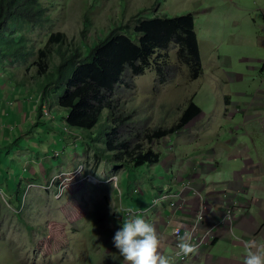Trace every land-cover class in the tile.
<instances>
[{"label": "rangeland", "instance_id": "rangeland-1", "mask_svg": "<svg viewBox=\"0 0 264 264\" xmlns=\"http://www.w3.org/2000/svg\"><path fill=\"white\" fill-rule=\"evenodd\" d=\"M253 2L254 0L48 1L50 26L55 32L66 33L71 43L84 52L86 48L104 39L115 27H134L140 17H153L156 14L169 17L193 15L203 65L202 77L193 80L186 67L175 65L177 48L171 45L165 53H168L172 64L178 68L172 73L170 80L161 83L154 66L141 76L126 78L116 91L114 113L126 118V122L119 126V137L137 142L142 140L146 129L153 131L174 125L191 99L201 112L177 134L154 143V150L162 155L161 166L157 164L133 168L123 161L116 163L113 162L112 155L108 158L103 152L98 156L95 149L90 148L92 145L83 142L79 148L83 161H76L73 168L53 177L50 181L55 180L56 184L50 189L43 188L48 187L49 182L39 186L27 181L23 184L26 186H23V194L11 199L13 195L8 196L0 186V264H115L117 250L112 239L129 212L122 209V205L139 201L137 198L141 195L145 199L150 198L151 190L155 191L154 188L168 183L164 167L169 155L175 159L187 155V159L188 154H202L203 142L211 145L212 140H217V135L224 131L220 127L223 126V109L228 100L233 101L242 91L256 89L251 86L258 85L255 80L257 74L247 75L244 81L237 79L239 69L249 64L253 66L256 58L264 56V49L255 44L257 36L252 34L253 28L242 23L244 16L249 13L259 21V15L252 8L245 14L243 12V7H252ZM259 35L263 37L262 32ZM46 40L47 37L44 42ZM219 73L224 76L226 83L218 82L215 75ZM233 78L235 81H232ZM49 79L38 78L34 69L26 71L17 63L14 66L0 65V91L11 90L15 85L25 94L24 97L34 101L38 114L39 106H45L42 108L44 112L41 111L43 116L51 111L50 106L49 111L48 106L42 102ZM43 85L45 86L42 88ZM51 107L56 114L66 116V112L57 106ZM1 109L2 105L0 113ZM14 112V109H8L6 113L9 118H0V154L3 155L0 160V181L10 182L12 185L15 179L20 181L33 178L25 166L40 160L39 157L44 158L43 154H47L50 163L54 162L57 167L67 156L62 152L67 148L66 139L69 136L77 138L70 134L69 129L70 132L65 131L67 135L64 138L60 133L56 135L59 144L50 145L45 139L54 135H48L50 130L47 127H43L47 134L41 135L37 122L30 125L26 122L21 127L18 125L13 128L14 121L10 117ZM205 116L207 118L204 119ZM98 128L99 126L92 132L96 133L95 136ZM35 131V137L29 141L27 138L32 137L31 134ZM62 131L64 132V123ZM73 132L78 135L80 133L76 130ZM194 138L196 144H193ZM38 141L43 142L42 145ZM16 144L22 145L23 150H29L30 153L24 164L17 163V167L13 169L9 167L8 163L12 162L8 159L9 152H14ZM77 145L79 146L78 143ZM85 148L87 152L83 153ZM55 156L60 158L54 159ZM44 163L48 165L46 161ZM81 167L82 174L71 176ZM62 173L67 175L62 176ZM88 177L97 182L94 183ZM32 184L37 187L31 188Z\"/></svg>", "mask_w": 264, "mask_h": 264}, {"label": "trees", "instance_id": "trees-1", "mask_svg": "<svg viewBox=\"0 0 264 264\" xmlns=\"http://www.w3.org/2000/svg\"><path fill=\"white\" fill-rule=\"evenodd\" d=\"M48 1L0 0V65L17 63L26 71L34 69L38 78H50L42 102L65 111L69 129L79 131L98 156L104 152L113 162L133 168L159 164L162 155L154 143L183 130L201 110L191 99L170 128L146 129L142 140L133 142L119 137L126 118L114 113L115 95L126 78L141 76L152 66L161 83L181 66L199 79L203 65L194 16L140 17L134 27H115L84 52L50 26ZM171 45L177 48V68L165 53Z\"/></svg>", "mask_w": 264, "mask_h": 264}, {"label": "crops", "instance_id": "crops-1", "mask_svg": "<svg viewBox=\"0 0 264 264\" xmlns=\"http://www.w3.org/2000/svg\"><path fill=\"white\" fill-rule=\"evenodd\" d=\"M253 3L252 7L245 5L243 12L245 14L252 8L259 15V21L249 13L244 16L242 23L253 28L251 32L257 36L255 44L264 49V0H254ZM259 32L263 33V37L259 35ZM240 43L243 44V42ZM259 57L255 59L253 66L249 64L238 70L237 79L239 81H244L247 75L257 74L255 80H257L258 85L251 86V88H256L254 91H242L233 101L228 100L223 109L224 118L221 122L223 126L220 127L224 131L217 135V140H212V144L209 146L208 142H203L204 152L194 156L188 154L187 159V155L179 156L177 159L169 155L164 167V171L168 175V183L162 187L159 186L157 189L154 188L155 191L151 190L150 198L145 199L144 195H141L137 198L139 201L122 205V209L125 211L135 213L141 211L142 218L155 225L158 234L162 238L160 251L164 255L172 257L174 264L182 263L175 256L170 227L187 228L193 220L192 211L198 202V199L191 196L190 191L183 187L187 181H192L193 187L203 192L206 200L212 205L210 220L202 226V230L206 229L211 221L222 217L226 201L236 202L237 219L232 230L221 227L217 231L216 240L207 249L183 264H242L243 257L246 255L242 241L253 238L258 241L264 240V56ZM218 71H220L219 68ZM215 76L219 78H216L218 82L226 83L221 73ZM232 81H235V78ZM24 95L15 85L11 87V90L0 91V105H2L0 118L4 120L6 117L9 118L6 111L14 109L15 112L10 117V120L14 121L13 128L18 125L21 127L22 123L25 125L26 122H29L30 125L37 122L36 126L42 131L41 135L45 136L47 134V131L44 130L46 127L50 130L48 135H54L50 139H45V142L50 145L59 144L56 135L60 133L62 138L67 135L65 131H62L63 123L64 129H69L66 124L67 113L64 117V115L56 114L53 108L50 107L51 114L49 117H45L41 113L42 108L45 106L41 109L39 106L40 114H38L34 101H30ZM35 101L37 102V99ZM44 104L48 107L51 106L46 101ZM226 110H228V113ZM10 122H8L9 125ZM73 131L70 134L77 138L69 136V139H66L67 148L62 152L63 155L67 156L58 163V166L60 164L59 167H56L54 162L50 163L47 154H43L44 158L39 157L41 161L36 160L31 165L25 166L31 172L33 178L20 181L15 179L13 185L10 182L0 181L2 190L6 191L8 196L13 195L11 199L19 198L25 189L23 188L24 182L31 181L39 186L49 182L51 186L52 181L50 180L53 177L73 168L76 161L82 162L83 157L79 153V148L84 141L78 133L76 134ZM25 133H23V136ZM36 133L37 131L32 132V137L27 139L30 141ZM42 143L39 142L40 145ZM194 143L196 144V140L193 141ZM84 144L86 143L84 142ZM191 144L189 143V145ZM17 145H14L16 146L13 148L14 152H9L10 159L8 160H11L12 163L8 164L13 169L17 167V163L23 162L24 164L26 156L30 153L29 150H23L22 145ZM206 147H208L207 150H205ZM195 150L196 148L193 149V151ZM85 152H87V148L84 149L83 153ZM38 155L40 156V154ZM2 157L3 155L0 154V160ZM59 158L55 156L54 159ZM45 161L48 165L44 163ZM161 164L162 160L159 165L161 166ZM0 172L2 171L0 170ZM165 191L183 193V196L187 197V207L190 210L177 215L173 221H170L168 220L171 217L168 203H159L157 207L152 208L155 197ZM225 195L226 198H224ZM116 257L115 264H121L122 258L119 256L118 251H116Z\"/></svg>", "mask_w": 264, "mask_h": 264}, {"label": "clouds", "instance_id": "clouds-1", "mask_svg": "<svg viewBox=\"0 0 264 264\" xmlns=\"http://www.w3.org/2000/svg\"><path fill=\"white\" fill-rule=\"evenodd\" d=\"M112 243L122 258L121 264H174L172 257L160 251L162 238L155 225L142 218L140 213L128 212L114 233ZM242 244L246 253L242 264H264V240L253 238L242 241ZM176 247L177 257H188L198 250L187 231L179 238Z\"/></svg>", "mask_w": 264, "mask_h": 264}, {"label": "built area", "instance_id": "built-area-1", "mask_svg": "<svg viewBox=\"0 0 264 264\" xmlns=\"http://www.w3.org/2000/svg\"><path fill=\"white\" fill-rule=\"evenodd\" d=\"M49 111H50V108H49ZM50 114H51V111L49 112V114L46 113L44 115L46 117H49ZM64 131L70 132L68 128H65ZM77 171H74V175H71V176H76V177L79 176L80 173L82 174L83 168L81 167ZM66 175H67L66 173H62V176H66ZM88 178H90L91 180V177H88ZM54 184H56L55 180L52 181L51 186H53ZM51 186L49 185L48 187H43V188L45 190H48L51 188ZM30 187L34 188L37 186L32 184ZM183 187L185 189H188L191 193V196L196 197L198 199V202L195 204L193 211H192L194 215L193 220L190 223V225H188L187 228H182L178 226L170 227V229L172 230L171 239L173 240L174 251L176 253L178 251L176 245L179 242V238L184 235L185 231H187L191 234V243L195 244L198 250L195 254L190 255L188 257H184V256L177 257L175 255L177 260L182 264L188 262L189 260L194 258L196 255H199L205 249H207L216 240L217 231L221 227H227L229 230H232L233 227L235 226L236 219H237L236 202L226 201L225 207H224V213L222 217L218 220L211 221L210 224L206 227V229L202 230L201 229L202 226L208 223L210 220V212L212 209V205L206 200V196L203 195V192L193 187L192 181H187ZM226 197L227 196L225 195L224 198ZM187 202H188L187 197H184L183 193L181 192L173 193L172 191H165L161 193L158 197H155L152 203V208L157 207L159 203H168V207L171 213V217L168 218V220L173 221L177 215L190 210L187 207ZM137 213L142 214L141 211ZM238 239L241 240L240 238Z\"/></svg>", "mask_w": 264, "mask_h": 264}, {"label": "bare ground", "instance_id": "bare-ground-1", "mask_svg": "<svg viewBox=\"0 0 264 264\" xmlns=\"http://www.w3.org/2000/svg\"><path fill=\"white\" fill-rule=\"evenodd\" d=\"M91 181H93L94 183H96L97 181H96V179H94V178H91Z\"/></svg>", "mask_w": 264, "mask_h": 264}]
</instances>
